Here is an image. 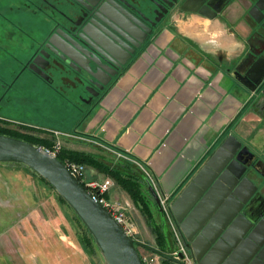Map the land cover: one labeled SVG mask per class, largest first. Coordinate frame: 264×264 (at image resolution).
<instances>
[{
    "label": "crops",
    "instance_id": "1",
    "mask_svg": "<svg viewBox=\"0 0 264 264\" xmlns=\"http://www.w3.org/2000/svg\"><path fill=\"white\" fill-rule=\"evenodd\" d=\"M238 17L230 23L201 17L227 29L226 46L243 44L231 58L213 55L205 38L178 25L163 30L93 109L82 134L146 164L159 190L170 196L222 135L234 134L264 166V109L255 105L252 90L260 81L255 75H264V33H254ZM235 63L246 70L236 69L238 81L225 69Z\"/></svg>",
    "mask_w": 264,
    "mask_h": 264
},
{
    "label": "rangeland",
    "instance_id": "2",
    "mask_svg": "<svg viewBox=\"0 0 264 264\" xmlns=\"http://www.w3.org/2000/svg\"><path fill=\"white\" fill-rule=\"evenodd\" d=\"M41 22L40 14L27 0H0V92L4 90L2 84H10L19 72L17 55L31 49L34 36L42 32ZM175 25L205 39L206 31L218 28V23L197 15L177 17ZM14 90L17 92L7 117L20 132L1 135L50 149L60 144V153L75 151L91 156L99 166L67 157L66 162L83 166V177L87 180H112L108 197L126 207L136 236L147 249L163 250L166 245L170 250L176 248L169 224V217L176 222L169 207L171 196L163 203L167 220L160 215L147 184L142 185L146 204L137 205L111 173L122 168L124 161L131 162L137 172L154 183L163 198L146 164L100 140L77 133L74 125L80 121L79 114L56 96L44 95L42 85L33 78L21 77ZM24 121L30 123L28 128L34 129H24L20 123ZM32 124L45 129L29 127ZM0 264L108 263L89 228L47 180L22 163L0 162ZM160 264L178 263L162 256Z\"/></svg>",
    "mask_w": 264,
    "mask_h": 264
},
{
    "label": "flooded vegetation",
    "instance_id": "3",
    "mask_svg": "<svg viewBox=\"0 0 264 264\" xmlns=\"http://www.w3.org/2000/svg\"><path fill=\"white\" fill-rule=\"evenodd\" d=\"M27 1L40 14L43 28L40 36H34L31 49H24L17 55L21 68L14 80L10 84H2V134L20 132L11 124L7 110L11 108L17 92L14 89L21 77L33 78L42 85L44 95L56 96L59 101L70 104L80 116V121L74 125L77 127L75 131L82 134L80 127L111 86L163 30L174 26L177 17L197 15L230 23L237 15L254 33H264V0ZM237 7L241 11L240 15L236 13ZM225 69L234 78L238 74L236 69L242 74L246 72L242 65L236 63L226 64ZM255 76L256 79L260 77V84L255 85L254 103L264 109V75ZM20 123L24 129H34L27 127L30 125L28 122ZM29 127L45 129V126L37 124ZM229 135H222L215 150ZM239 159L246 165L244 175L257 187L256 205L252 206L253 216L256 217L259 212L264 216V166L247 149L243 150ZM177 225L186 247L193 254L192 245ZM195 263L198 264L196 259Z\"/></svg>",
    "mask_w": 264,
    "mask_h": 264
},
{
    "label": "water",
    "instance_id": "4",
    "mask_svg": "<svg viewBox=\"0 0 264 264\" xmlns=\"http://www.w3.org/2000/svg\"><path fill=\"white\" fill-rule=\"evenodd\" d=\"M243 150L238 137L230 134L171 196L170 210L198 264H264V216L252 213L257 187L244 175L246 165L239 159ZM0 162L22 163L47 180L89 228L108 264H144L139 243L71 169L42 145L0 134ZM146 184L160 215L167 219L154 183L146 178ZM168 196L162 193L163 198Z\"/></svg>",
    "mask_w": 264,
    "mask_h": 264
},
{
    "label": "built area",
    "instance_id": "5",
    "mask_svg": "<svg viewBox=\"0 0 264 264\" xmlns=\"http://www.w3.org/2000/svg\"><path fill=\"white\" fill-rule=\"evenodd\" d=\"M45 148V147H44ZM60 144H56L55 148H45L49 153H51L54 156H57V154L60 153ZM58 157V156H57ZM71 171L74 173L76 177L83 183V185L93 192L95 194V197L99 202H101L110 213L113 215L115 220L121 224L123 229L130 237L134 238L138 243V250L140 253V258H142V261L144 264H160V259L162 256H167L168 258H171L175 260L178 264H196L195 263V257L190 252V250L186 247L185 242L183 240L181 231L177 225L176 222L172 221L169 217V224L173 231V234L175 236V243L176 248L168 250V251H161V250H149L146 248V246L141 243V241L136 236V229L133 225V223L129 220L128 213L126 211V207L120 204L119 202H114L108 197V193L112 187V180L106 179V180H87L83 177V166L72 162L70 160H67L65 163ZM169 199V196L166 198H162V202L166 203ZM162 203V204H163ZM164 205V204H163ZM167 215V208L164 205Z\"/></svg>",
    "mask_w": 264,
    "mask_h": 264
},
{
    "label": "trees",
    "instance_id": "6",
    "mask_svg": "<svg viewBox=\"0 0 264 264\" xmlns=\"http://www.w3.org/2000/svg\"><path fill=\"white\" fill-rule=\"evenodd\" d=\"M118 151H122V150L118 149ZM57 156L64 163H66V157H67L77 162H82V163L87 162L94 165H98L94 163L95 160L91 156L87 154H83L82 152L78 153L75 151H71V152L64 151L63 153L57 154ZM111 173L113 177H115L116 181L131 195V197L137 203V205L146 204V202L144 201L145 198L142 195V185L146 184V178H147L146 175L137 172V170L133 168L132 163L128 161L127 162L124 161L122 163V168L120 169L117 168L115 170H112ZM144 208H146V206ZM168 250L170 249L168 248L167 245L165 246V248H163V250L161 249V251H168Z\"/></svg>",
    "mask_w": 264,
    "mask_h": 264
},
{
    "label": "clouds",
    "instance_id": "7",
    "mask_svg": "<svg viewBox=\"0 0 264 264\" xmlns=\"http://www.w3.org/2000/svg\"><path fill=\"white\" fill-rule=\"evenodd\" d=\"M227 29H214L206 31L204 35V46L210 50L213 55H218L223 52L228 58H231L237 51L243 50V44L239 41H233L230 45H225L223 37L225 36ZM192 147H198V145H191Z\"/></svg>",
    "mask_w": 264,
    "mask_h": 264
}]
</instances>
